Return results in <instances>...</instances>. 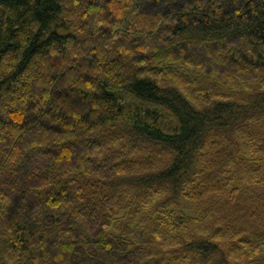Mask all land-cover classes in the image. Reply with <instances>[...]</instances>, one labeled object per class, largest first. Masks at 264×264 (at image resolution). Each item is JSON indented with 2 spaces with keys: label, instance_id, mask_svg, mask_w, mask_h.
<instances>
[{
  "label": "trees",
  "instance_id": "trees-1",
  "mask_svg": "<svg viewBox=\"0 0 264 264\" xmlns=\"http://www.w3.org/2000/svg\"><path fill=\"white\" fill-rule=\"evenodd\" d=\"M0 264H264V0H0Z\"/></svg>",
  "mask_w": 264,
  "mask_h": 264
},
{
  "label": "rangeland",
  "instance_id": "rangeland-1",
  "mask_svg": "<svg viewBox=\"0 0 264 264\" xmlns=\"http://www.w3.org/2000/svg\"><path fill=\"white\" fill-rule=\"evenodd\" d=\"M204 228H205V229H209L210 227H206V226H204Z\"/></svg>",
  "mask_w": 264,
  "mask_h": 264
}]
</instances>
